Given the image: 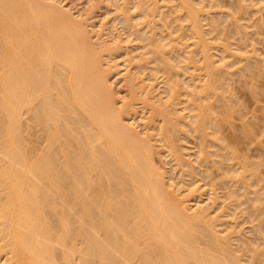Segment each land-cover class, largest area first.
Instances as JSON below:
<instances>
[{
  "label": "bare ground",
  "instance_id": "1",
  "mask_svg": "<svg viewBox=\"0 0 264 264\" xmlns=\"http://www.w3.org/2000/svg\"><path fill=\"white\" fill-rule=\"evenodd\" d=\"M103 1L0 0V264H264V222L261 225L258 221L264 216V195L245 188L249 184L253 188L251 181L255 182V174L260 172L257 166L264 160L254 161L259 164L244 161L243 155L237 154L238 147H233L234 140H241L234 134L228 136L233 144L227 142L224 128L229 124V130L234 111L228 105L231 95L227 98L224 94L226 100L222 96L230 85L225 80L232 76L228 67L235 66L234 62L241 63L232 68L234 74L239 70L242 74L249 67V71L261 68L263 59L254 60L257 48L251 44L264 42V33L258 32L264 28V0H254L255 5L251 0H165L170 5L162 4L163 0ZM204 2L214 12L205 8ZM216 7L225 9L219 12L221 16L216 15L226 24L213 21L215 14L210 16ZM163 8L169 10L164 12ZM102 9L106 17L98 18ZM169 11L175 15L171 22L165 20L171 16L166 15ZM257 12L260 25L255 19ZM110 13V21L124 24L127 32L134 34L130 38L135 43L115 33L117 29L109 24ZM248 14L249 20L254 17L252 25L244 22ZM241 21L247 28L255 26L247 37ZM176 32L189 42L179 40ZM242 32L247 39L248 33L249 38L253 34L258 37L251 38L255 42L250 39L251 44L248 39L246 47H252L255 56H246L249 53L239 49L247 62L236 52V42L244 46L247 42L237 37ZM211 33L218 43L205 38ZM234 55L241 59L231 57ZM225 57L231 60L222 62ZM120 58L124 67L118 62ZM244 61L256 66H247ZM158 77L161 80L155 82ZM120 81L128 100L116 87ZM219 97L229 103H220L223 109L218 103L213 109ZM188 133L196 139L194 156L199 166L212 162L207 160L215 155L214 149L211 152L208 147L223 150L229 145L224 151L227 156L222 157L230 156L229 161L236 158L235 164L241 167L235 165L237 171L232 167L233 172L224 168V173L225 169L233 173L224 181L226 175L219 167L223 178L216 176L221 182L213 170L205 168L212 172L203 175L201 171V180L207 176L211 191L221 188L220 184L222 189L228 188L223 197L236 195L232 197L236 202L242 197L245 202L241 200L239 208L229 204L232 208L225 206L229 210L224 213L213 208L216 197H220L216 191H212L216 196L209 191V202L200 199L205 192L198 191L201 186L191 180L197 164L188 158V143L181 142ZM233 152L237 157L231 156ZM163 158L178 172L177 182L166 180ZM213 163L217 167L215 160ZM239 170L248 175L253 170L252 180L247 181L245 173L239 175ZM184 176L191 177L188 181L193 185ZM236 177L239 182L232 181ZM230 181L237 182L236 190L238 183H246L247 192L241 187V193L255 192L259 197L255 193V198L251 195L248 199L246 194L240 197L239 190L235 192L228 185ZM209 182L218 185L212 184L211 189ZM245 203L257 212L250 214L249 210L250 215H262L255 220L260 222L256 229L263 233V248L258 247L261 240L256 245V238L250 239L252 244L243 236L240 220L234 221ZM224 217L233 218L235 223H226Z\"/></svg>",
  "mask_w": 264,
  "mask_h": 264
},
{
  "label": "rangeland",
  "instance_id": "2",
  "mask_svg": "<svg viewBox=\"0 0 264 264\" xmlns=\"http://www.w3.org/2000/svg\"><path fill=\"white\" fill-rule=\"evenodd\" d=\"M102 1H103V0H102ZM104 1H105V0H104ZM104 1H103V2H104ZM163 1H165V0H163ZM163 1H161V3L166 5V4H167L166 1H165V2H163ZM207 1H208V0H207ZM207 1H206V2H207ZM249 1H250V0H249ZM251 1H254V0H251ZM251 1H250V2H251ZM255 1H256V0H255ZM255 1H254V2H251V3L254 4ZM100 2H101V1H100ZM105 2L108 3L107 0H106ZM167 2H168V1H167ZM206 2H204L205 5H206ZM250 2H248L247 4H251ZM263 2H264V1H263ZM263 2H262V3H263ZM208 3H209V2H207V4H208ZM262 3H260V4L262 5ZM170 4H171V3H170ZM170 4H169V2H168L167 5H170ZM260 4H259V5H260ZM263 4H264V3H263ZM107 5H108V4H107ZM254 5H255V4H254ZM109 6H110V5H109ZM257 6H258V5H257ZM257 6H256V7H257ZM111 7H112V5H111ZM260 7H261V6H260ZM262 7H263V9H261V11H262V10L264 11V6H262ZM262 7H261V8H262ZM205 8H211V10L213 9L212 7H208V5H206ZM222 8H223V7L219 8V9H220V10H219L218 7H216L215 13H213V14H212V12H214V9H213L212 12L210 11V13H211L210 16L212 15V18H213V15L215 14V16H216V17L218 18V20H219V21H216L217 18L214 17V20H213V21H215L216 23H220V24H221V22H222V18H223V17L220 18L221 14L219 13L220 11H222V10H221ZM225 8H226V11L229 10V9H227V7H225ZM249 8H250V10H251V7H250V6H249ZM217 9H218V10H217ZM253 9H255V7L252 8V10H253ZM165 10H169V8H168V9L165 8ZM165 10H164V8H163V11H164V12H165ZM205 10H206V12H208V15H209V11H207V9H205ZM208 10H210V9H208ZM170 11H171V10H170ZM170 11H169L168 14L166 13V15H168V16L171 15V16H170L171 18L169 17L168 19H165L167 22H171V19L173 20V18H174L173 16H175V15H172L173 13L170 12ZM223 11H225L224 8H223ZM229 11H230V10H229ZM259 11H260V9H259ZM100 13H101V14H100ZM170 13H172V14H170ZM216 13H218V15H220V16L216 15ZM262 13H264V12H261V14H262ZM110 14H111V13H110ZM110 14H107V15L110 17V18H109V24H112L114 30L117 29V30L115 31V33L118 31L117 34H119L120 37L122 36L123 39H124L125 37H126L127 39H129V40H131V38H134V36L131 37V35H134V34H131V35H130L129 32H127V28H126V26H124V24L118 23L117 21H113L114 19L110 21V19L113 18V17H112L113 14H111V15H110ZM174 14H175V13H174ZM223 14H225V13H223ZM252 14H253V13H251V15H252ZM258 14H259V16H260V13H259V12L256 13V17H255V14L252 15V16H254L255 19H259V24H258V23H257V24L260 25V17L257 16ZM104 16L106 17V12H105L103 9L100 10V11H98V16H97L98 18H102V17H104ZM210 16H207V17H209V18L211 19V20H210V19L208 18L209 22L212 21V18H211ZM224 16L226 17V15H224ZM245 16H247V15H245ZM245 16L243 17L244 19H245ZM249 16H250V15L248 14V17H246L247 19H245V20L242 19V20H244V22H245L246 24H248V25H252L253 23H252V21H250V20H253L254 17H252L253 19H250V20H249V19H248ZM105 17H104V18H105ZM225 17H224V18H225ZM227 17H228V16H227ZM257 17H258V18H257ZM219 18L221 19V21H220ZM250 18H251V16H250ZM169 19H170V21H169ZM208 20H203V23L206 24V22H207V24H208V23H209ZM224 20H225V19H224ZM204 21H205V22H204ZM257 21H258V20H257ZM172 22H174V21H172ZM176 22H177V20H176ZM176 22H175V23H176ZM215 22H214V24H216ZM241 22H243V21H241ZM244 22H243V27L246 25ZM253 22H255V21L253 20ZM261 22H262V21H261ZM263 22H264V21H263ZM263 22H262V23H263ZM113 23H115V25H114ZM177 23H178V22H177ZM222 23H223V22H222ZM262 23H261V27L264 26V23H263V26H262ZM223 24H226V22L224 21ZM173 25L175 26L174 23L172 24V26H173ZM217 25H218V24H216V26H217ZM221 25H222V24H221ZM221 25H219V28H220ZM254 25H255V24H254ZM115 26H117V27H115ZM207 26H208V25H206L205 27H207ZM223 26H224V25H223ZM249 27H250V26H249ZM254 27H255V26H254ZM254 27L251 26L250 28L252 29V28H254ZM256 27H257V26H256ZM259 27H260V26H259ZM259 27H258V28H259ZM261 27H260V29H261ZM118 28H119V29H118ZM175 28H176V27H175ZM244 28H245V27H244ZM244 28H243L242 30H243V32L246 33V37H247V32H248V31H249V33H252V32H250V30H251L250 28H247V25H246V28H247L246 31H244ZM258 28H256V29L258 30ZM248 29H249V30H248ZM256 29H255L254 32H253V33H255V34H256V32H257ZM262 29H263V30H259L258 32L262 31V32L264 33V28H262ZM120 32H121V33H120ZM243 32H242V33H243ZM262 32L260 33V35L263 34ZM127 33H128V34H127ZM176 33H177V32H176ZM176 33H174L173 36H175ZM178 33H179V32H178ZM178 33H177V35H178L177 38L180 40V39L182 38V36H181L182 34L179 36ZM239 33H240V32H239ZM249 33H248V39H249V40H250L251 38H253V37H255V38H254L255 40H256V38H258V37H256L257 35L255 36L254 34H253V36L251 35V36H252L251 38H249V36H250ZM258 34H259V33H258ZM177 35H176V36H177ZM239 35H240V34H239ZM239 35H238V36L236 35L237 37H239V39H240V38L242 39V37L245 36L244 33H243V35H242L241 37H240ZM123 36H124V37H123ZM212 36H213L212 33H211V35H210V34H206V37H205V38H206V39H211L210 42H211L212 44H216V43H214V42H216L217 40L215 39V40L213 41V38H211ZM234 36H235V35H234ZM258 36H259V35H258ZM261 36H262V35H261ZM261 36H260V37H261ZM130 37H131V38H130ZM246 37H243V38L246 39L245 41H247V42H246L247 46H246V44H245V46H244V44L242 45V43L240 44L239 41H238L239 43L235 41V42H236V45L239 47V48H237L238 50H236V52H239V53H238L239 56H241V53H240V52H241V51H244V50L246 51V53H249V54H246V53H245L246 56H248V55L251 56L250 53H252V55H254L253 52H252V49H251L252 47L249 46L250 49H249V48H246V47H248V45H249V43H248V39H247ZM262 38H263V36H262ZM262 38H261V39H262ZM127 39H126V43L128 42ZM181 40L183 41V38H182ZM185 40L188 41V39H185ZM185 40H184V41H185ZM189 40H191V39H189ZM251 40H252V42L254 41L253 39H251ZM251 40H250V44H251ZM259 40H260V38H259ZM259 40H257V42H259ZM184 41H183V42H184ZM187 41H185L184 43H187ZM212 41H213V42H212ZM233 41H234V40H233ZM240 41H241V40H240ZM245 41H244V42H245ZM262 41H263V40H261V42H262ZM133 42L135 43L134 40H131V43H133ZM188 42H189V41H188ZM261 42H259V43H261ZM217 43H218V41H217ZM253 43H255V42H253ZM263 43H264V42H262L261 44H258V43H256V44H251V46L254 45V47L256 46V48H257V51H256V49L254 48L255 51H256V53H255V52H254V53L256 54V57H257L256 59H254V60H256V62H257V61H261L260 58H262V59L264 60V44H263ZM238 44H240V45H238ZM262 44H263V45H262ZM234 45H235V44H234ZM234 45H232V47H230L231 50H232V48H234V47L236 48V45H235V46H234ZM241 45H242V46H241ZM230 46H231V45H230ZM233 46H234V47H233ZM240 48H242L241 51L239 50ZM244 48H245V49H244ZM246 49L250 50L251 52H250V51L247 52ZM214 50H215V49H214ZM214 50H211V52L214 51ZM231 50H230V52H232ZM245 51H244V52H245ZM215 52H216V51H215ZM234 52H235V50H234ZM242 53H243V52H242ZM224 54H227V53H224ZM245 54H244V55H245ZM259 54H260V55H259ZM222 55H223V54H222ZM242 55H243V54H242ZM257 55H258V56H257ZM239 56H238V57H239ZM246 56H241V58H242V57L245 58V61H246ZM250 56H249V58H250ZM254 56H255V55H254ZM254 56H252V57H254ZM231 57H236V55L231 56ZM238 57H236V58H234V59H236V60L241 59L240 57H239V58H238ZM258 57H259V60H257ZM214 58H215V59H218V57H214ZM225 58H226V59H223L222 62H227V61L229 62V60H231V58H229V57H225ZM227 59H228V60H227ZM250 59H251V58H250ZM250 59H249V60H250ZM236 60H235V61H236ZM249 60H248V62L251 61V60H250V61H249ZM252 60H253V59H252ZM263 60H262V61H263ZM219 61H220V60H219ZM241 61H242V60H241ZM245 61H244V63H245ZM262 61H261V68H260V66H259L258 68L256 67L257 69H259V71H258L256 68H255L256 70L253 69L252 71H249V69L251 68V67H249V68H247L246 72H242V74H239V73H241V72H239L240 70L237 71L238 73H235V74H234V72H236V71H234V69H236L235 67L238 66V65H241V63H238V61H237L238 64H237L236 62H234V64H236L235 66H231V68H229V67H230V66H229V67H228L229 72H231L230 69L233 70V71L230 73V75L232 74L233 79H232V76H230V77H229V78H230L229 81H228L227 79L225 80V81L228 82V84L230 83V85L227 86V82H225V83H226V86H227L226 88H227L228 90L225 88L227 92H225V90H224V91H223L224 93H222V96H224V94H225V95L227 96V98H228V97H230V95H231L229 101L231 100L232 102L230 101V103L233 104V105H231V104L229 103L228 100H227V101H223L224 99H221V98L219 97V99H220L219 102H217V101H218V99H217L216 102H215V103H216V106L213 107V109H216L215 107H217L220 103L223 104L222 102L229 103V104H228V105H230L229 107L232 106L231 109L234 111V113L231 112L232 110L230 109V112H231V115H232V116H231V118H230L231 120H229V121H231V122H229V123L231 124V126H232L233 124H235V125L233 126V127H235V128H233V127L230 126L231 129L233 128L232 131H231L230 128H228L229 130L226 131V130H227V127H229V124H228V126L225 125L226 128H224V132L227 134V135H226V138L229 136V134H230V135H231V134H234V136H237V137H238V138L236 137V139H241V140H237V141L234 140V142H236V143L233 145V147H234V148H235L236 146L238 147V148H237L238 151H237V150H236V151L239 152V153H237L236 151H235V152H236L238 155H243V157L245 158V159H243L242 156H240L241 159H243L244 161L247 160V161H250V162H251V161L254 162V161H256V160H258V161L260 162V160H262V159L264 160V156H263V155H264V130H262V129H264V122H263V121H264V92H263V91L261 92V90H264V69H262V68H264V65L262 66V64H264V63H263ZM118 62L120 63V65L123 66V60H122V58H120V60H119ZM242 62H243V61H242ZM246 62H247V61H246ZM251 62H253V61H251ZM251 62H250V63H251ZM254 62H255V61H254ZM217 63H218V67H219V66L221 65V61H220V62H217ZM219 63H220V65H219ZM250 63H245V65L247 64V66H252V65H248V64H250ZM224 64H225V63H224ZM231 64H232V62H231ZM234 64H233V65H234ZM252 64H254V63H252ZM243 65H244V64H243ZM257 65H259V63H258ZM255 66H256V64L254 65V67H255ZM123 67H124V66H123ZM222 67H223V68H222ZM222 67H219V69H220V70L224 69V66H223V65H222ZM239 67H243V66H239ZM239 67H237V70H238ZM252 67H253V66H252ZM254 67H253V68H254ZM120 68L122 69V67H120ZM221 68H222V69H221ZM232 68H234V69H232ZM121 69H120V70H121ZM240 69H242V68H240ZM245 69H246V68H245ZM242 70H244V69H242ZM244 71H245V70H244ZM144 72H145V71H144ZM144 74H148V70H147ZM233 74H234V75H233ZM149 75H150V74H149ZM149 75H148V76H149ZM148 76H144V77L147 78ZM150 76H151V75H150ZM224 76H225V78H226V74H225ZM149 78H150V77H149ZM149 78H148V79H149ZM160 80H161V77H158V78L155 80V82H158V81H160ZM146 82L148 83L149 80L146 81ZM155 82H154V83H155ZM156 84H157V83H156ZM116 85H117L116 87L119 86V88H120V93H121L122 95L124 94V95H123V96H124V100H128L129 98H127L128 96H126V90H125V88H124V86H123V82H121V81H120V82H117ZM157 85H158V84H157ZM160 85H161V84H159L158 86H160ZM120 86H121V87H120ZM223 86H225V85H223ZM228 87H229V88H228ZM230 87H231L233 90H232ZM262 88H263V89H262ZM160 90H161V89H160ZM230 90H232V92H231ZM228 91H230V93H229ZM251 91H253V92L251 93ZM226 93H227V94H226ZM228 94H229V95H228ZM232 94H233V95H232ZM234 96H235V97H234ZM224 97H225V96H224ZM233 97H234V98H233ZM227 98L225 97V100H226ZM232 98H233V99H232ZM209 101H211V99H209ZM220 101H221V102H220ZM233 101H234V102H233ZM218 103H219V104H218ZM221 104H220V105H221ZM181 105H183V104H181ZM213 105H215V104L213 103ZM262 107H263V108H262ZM217 108H218V107H217ZM220 108L223 109L222 105H221ZM220 108L218 109L219 112H221V111H220ZM218 111L216 110L217 113H219ZM222 111H223V110H222ZM216 112H215V113H216ZM215 113H214V116H215V115L217 116V114H215ZM232 113H233V114H232ZM219 114H222V112L219 113ZM219 114H218V115H219ZM218 117H220V116H218ZM228 118H229V117H228ZM262 119H263V120H262ZM233 122H234V123H233ZM225 123L227 124V122H225ZM223 124H224V123H223ZM255 124H256V125H255ZM249 125H251L252 127L249 126ZM260 125H261V126H260ZM237 126H238V127H237ZM257 126H258V127H257ZM223 127H224V126H223ZM239 127H240V128H239ZM248 127H250V128L248 129ZM252 128H253V129H252ZM256 128H257V129H256ZM235 129H237V130H235ZM254 129H255V130H254ZM260 129H261V130H260ZM222 130H223V128H222ZM248 130H249L250 132H251V130H252V131L254 132V134H252L253 132L250 133ZM259 130H260V131H259ZM243 131H245L247 134H246L245 132H243ZM261 131H263V132H261ZM224 132H223V133H224ZM231 132H232V133H231ZM243 133H244V134H243ZM189 134H190V133H188V136H187L186 138H184V139L188 140V142H187L186 140H182L181 142H182V144H185V143L187 144V143H188L187 145L185 144V145L187 146V148H189V149H188V152H187L186 150H185V151H186L188 154L190 153V154H189V157H188V155H187V157L190 158L191 160L195 161V160H196V158H195L196 155H195V154H196V152H197V151L195 152V150H198V147H196V146H197V142H196V139L192 138L193 135H191V134L189 135ZM236 134H237V135H236ZM242 134H243V136H242ZM251 134H252V135H251ZM224 135H225V134H224ZM247 135H248V137L250 136V137H252V138H251V139L247 138V137H246ZM189 136H190V137H189ZM191 136H192V137H191ZM254 136H255V137H254ZM258 136H259V137H258ZM232 137H233V136H232ZM244 137H245V138H244ZM191 138H192V139H191ZM230 138H231V136L227 138V142H229V144H231V143H230V141H231ZM234 138H235V137H233V139H234ZM256 139H258V140H256ZM259 139H260V140H259ZM228 140H229V141H228ZM183 141H184V142H183ZM194 141H195V142H194ZM225 141H226V140H225ZM225 141H224V142H225ZM241 141H242V142H241ZM250 141H251L252 144L250 143ZM255 141H256V142H255ZM220 142H221V141H220ZM231 142H232V144H233V141H231ZM248 142H249V144H248ZM261 142H262V143H261ZM237 143H238V144H237ZM242 145H243V146H242ZM245 146H246V147H245ZM248 146H249V147H248ZM227 147H228V149H227ZM227 147H226V145H225V148H224L223 150H222V149L219 150V148H218V150H217V149H216L217 147H216V148H213L212 146H210V148L208 147V149H210L211 152H213V149H214V152H213V153H214L215 155H213V157H210V158H212V159L207 160L208 162H210V160H211L212 162H210L209 164H208V163H204L205 165L208 164L209 167H208V165L204 167V166L202 165L203 163H200V164L203 166V170H201V169H202V166H199V165L197 164L198 161H195L196 164H197V166L195 167V170H194L195 172H194V173H196V175H197L198 177H197L196 175H193V176L197 177L199 181H198L197 178H195V177H194L193 179H191V177L184 176L185 179H187L186 181L189 182V183L191 182V180H192L193 182H196V183H194V184H197V185H198V183H199V186H201V187H200V190H198V191H200V192H202V191L205 192V193H202L203 196H201V198H200V199H202V200H203V199L206 200V201L203 200V203H204V202L206 203L207 201L209 202V200H207L209 191H210V193H211L212 195H215V196H216V193H218L217 196H220L222 199H221L220 197H216V200H217V201H216V203L213 204V208H214V207L217 208L218 211H220V210H222V211L225 210V212H228V210H229L230 208H232V206H230L229 204H231V205H235L236 208H237L238 205L240 204L239 202L244 201V199H242L241 195H243V197H244V195L246 194L245 192H247V190L244 189L246 183H244V185L241 186V184H240L241 182H240V183H238L240 186L238 185L237 188L240 187L239 189H241V187H242V189H243L245 192L243 191V192L241 193V190H242V189H241V190L238 189L239 192L241 193V194H240L241 199H240L239 202H236L235 199H232V197H234V198H237V197H235V196H236L235 194H234L235 196H233V194H232V196H231V192H230V191H232V190H231V188H232L231 186H230L231 188H229V190H230V191H229V192H230L229 194H230L231 198H230V197L228 198V197H226V196H225V197L228 199V201H230V200H232V201H230L229 203H227L228 201L226 200L225 197H223V196H224L223 194H225V192L228 191V190H227L228 188H227V189H225V188L222 189V185L219 183V182H221V181H219V178H218V177L220 176L219 174H221L220 172H222L223 176L226 175V176H224V179H222L223 181L226 180V179H229V178H231V175L233 174V173H230V172H231L230 169H232V172H233V170L237 167V165H239V163H238V164H235V161H234V160H236V162H237V159H236V158H233V159L231 158L233 162H232L231 160H230V161L228 160V157H230V156L226 157L227 155L224 154L225 149H226V150H229V148H230L229 145H228ZM231 147H232V146H231ZM243 147H244V149H243ZM196 148H197V149H196ZM215 149H216L217 151H216ZM231 150H232V148H231ZM233 150H234V149H233ZM233 150H232V151H233ZM258 150H259L260 152H259ZM219 151H220V152H219ZM221 151H222V152H221ZM256 151H257V152H256ZM182 152H184V151H182ZM186 152H184V153H186ZM193 152H194V154H193ZM215 152H216V153H215ZM226 152H227V151H226ZM226 152H225V153H226ZM228 152H229V151H228ZM235 152H233V153H234L233 155H231V153H230V155L233 156V157H234V155H235V157H237ZM261 152H262V153H261ZM217 153H218V154H217ZM258 153H259V154H258ZM216 154H217L218 156H216ZM222 154H223V156H224V155H226V156H225V157H222ZM260 154H261V156H258V155H260ZM190 155H191V156H190ZM192 155H193V156H192ZM194 155H195V156H194ZM219 155H220V156H219ZM246 155H247V156H246ZM211 156H212V155H211ZM214 156H215V157H214ZM183 157L187 158L186 155H184ZM220 157H221L222 159H221ZM257 157H258V158L260 157V158L258 159ZM208 158H209V157H208ZM213 158H214V159H213ZM225 158H226V159H225ZM240 158H238V159H240ZM261 158H262V159H261ZM163 159H164V161H165V158H163ZM167 159H168V158H167ZM219 159H221V160H219ZM224 159H225V160H224ZM214 160H215V165H214V166H217L218 168H217V167H213V164H214L213 162H214ZM216 160H217L218 163H216ZM263 160H262V161H263ZM164 161H163V162H164ZM167 161H168L170 164H169L168 162L165 161V163H164L165 166H163V167H166V170H167V172H166V180H167V181L169 180V182H170V181H171V182H172V181L177 182L178 179H179V178H178V177H179L178 172H177L175 169H173L172 163H171L169 160H167ZM219 161H221L222 164H220ZM222 161H223V162H222ZM225 161H227V162H225ZM258 161H257V163H256V162H254V163L259 164ZM228 162H229L230 164H229ZM238 162H242V161H238ZM198 163H199V162H198ZM211 163H212V164H211ZM232 163H233L234 165L231 166ZM247 163H248V162H247ZM261 163H262V164H261ZM261 163H260L261 165H258V166H257V168L259 167L258 170L260 171V172L257 174V175H259V177L255 174L256 172H258V170L254 173V174H255V178H254V181H255V182L251 181L252 179H251V177H250V175L253 173V172H252L253 170L250 171L251 174H250V172H249V175H248V173H246V172H248L250 169L245 170L246 172L243 171V170H239V173H240V171H241V173H240L239 175H242V176H243V175H244L243 173H245V175H247L248 177H250V180H249V178L246 176V177L248 178V179L246 178V180H247V181H251V183H254V184L252 185L253 188L250 187V186H251L250 184L248 185L250 188H249L247 185H246L247 187H245V188L249 189V192L251 191L250 189H254V190H252V191H255V192H256L257 190H259V192H260V194H261V196H262V195H264V182H263V181H264V163H263V162H261ZM193 164H195V163H193ZM196 164H195V165H196ZM216 164H217V165H216ZM223 164H224V165H223ZM242 164H244V163L242 162ZM256 164H254V165H256ZM219 165H220V166H219ZM227 165H228V166H227ZM229 165H230V166H229ZM235 165H236V167H235ZM244 165H245V164H244ZM248 165H249V164H248ZM248 165H247V166H248ZM198 166H199V168H198ZM221 166H223V167L221 168ZM225 166H226V167H225ZM249 166H250V165H249ZM200 167H201V168H200ZM219 167H220V169H219ZM228 167H229V168H228ZM232 167H233L234 169H233ZM239 167H241V166L239 165ZM239 167H238V168H239ZM197 168H198V169H197ZM205 168H210L211 170H213L214 173H215V175H213V176H216V174L219 175L218 177H217V176H216V177H217V179H218V181H219L218 183L220 184L219 187L221 186V188H216V187H215L216 189L214 190V189H213V187H214L213 185L217 186L218 184L216 185V184H214L213 182H211V183L209 182V183L211 184V189H213L212 191H214V192L216 191V193H214V194H213L212 191L209 189L210 186L208 185V182H207V184H206V181H207V180H206V177H207V176H206V177L204 176L205 179L203 178V180H201V179H202L201 171H203V175H204L205 172H209V171L212 172L211 170H207V169H205ZM212 168H213V169H212ZM214 168H217V170L214 169ZM224 168L229 169V171H230L229 173H228L227 169H225V170L227 171V174H228V175L225 174L226 171H225V173H224ZM196 169H197V170H196ZM218 169H219L220 172L218 171ZM241 169H242V168H241ZM174 170H175V171H174ZM199 170H200V173H199ZM205 170H206V171H205ZM173 171H174V172H173ZM234 171H237V170L235 169ZM242 171H243V172H242ZM197 172H198L199 174H197ZM216 172H217V173H216ZM218 172H219V173H218ZM167 173H169V174H167ZM170 173H171V174H170ZM183 174H185V173L183 172ZM212 174H213V173H210V176H211ZM222 174H221L220 177L223 178ZM234 174H235V173H234ZM177 175H178V176H177ZM205 175H206V173H205ZM173 176H174L175 178H174ZM199 176H200L201 178H200ZM210 176H209L208 178L212 179ZM213 176H212V177H213ZM229 176H230V177H229ZM251 176H252V175H251ZM256 176L258 177V178H257L258 180L256 179ZM168 177H169V178H168ZM170 177H171V178H170ZM186 177H187V178H186ZM216 177H215V180H214V179H213V180H214V182L216 181V183H217V179H216ZM225 177H226V178H225ZM240 177H241V176H240ZM253 177H254V176H253ZM260 177H261V180H259ZM177 178H178V179H177ZM188 178H190L191 180L188 181ZM208 178H207V179H208ZM242 178H243V177H242ZM171 179H172V180H171ZM195 179H196V180H195ZM238 179L240 180L239 177H236V178L233 179L232 181H234V180L236 181V180H237V181L239 182ZM175 180H176V181H175ZM194 180H195V181H194ZM204 180H205V181H204ZM208 180H209V179H208ZM242 180L245 181V178H243ZM210 181H211V180H210ZM232 181H230V182L228 183V185L231 184V185L233 186L234 190H236L235 188H236V185H237L236 183H237V182H234V183L236 184V185H235V184H232V183H233ZM247 181H246V182H247ZM169 182H168V183H169ZM193 182H191L190 184L193 185V184H192ZM200 182H201V183H200ZM204 182H205V183H204ZM227 182H228V181H227ZM231 182H232V183H231ZM256 182H258V183H257L258 186H257ZM247 183H249V182H247ZM203 184H204V185H203ZM205 184H206V185H205ZM212 184H213V185H212ZM226 184H227V183H226ZM226 184H225L224 187H227ZM207 185H208V186H207ZM234 185H235V187H234ZM254 185L256 186V188H257V187H259V188H257V189L254 188ZM212 186H213V187H212ZM228 187H229V186H228ZM260 187H261V188H260ZM203 189H204V190H203ZM221 189H222V190H221ZM217 190H218V191H217ZM238 190H236L235 192H237ZM200 192H199V194H200ZM232 192H233V191H232ZM239 192H238V193H239ZM255 192H253V194L250 193L249 195H248V194H246V195H247V197H248V196L250 197V196L252 195L251 198H253V195H254ZM259 192H258V193H259ZM233 193H234V192H233ZM255 194H256V193H255ZM200 195H201V194H200ZM209 195H210V194H209ZM222 195H223V196H222ZM226 195H227V193H226ZM256 195H258V197H259V194H256ZM256 195H254V198H255ZM205 196H206V197H205ZM237 196H238V195H237ZM199 197H200V196H199ZM213 197H214V196H213ZM240 197H239V198H240ZM247 197H246V198H247ZM249 197H248V199H249ZM217 198H219L220 201L223 202V203H222L223 205L220 204L221 202H220ZM262 198H264V197H262ZM229 199H230V200H229ZM196 200L199 201V199H196ZM196 200H195V201H196ZM202 200H201V201H202ZM223 200H224L225 202H224ZM234 200H235V201H234ZM241 200H242V201H241ZM250 200H251V199H250ZM254 200H255V199H254ZM195 201H194V202H195ZM233 201H234V202H233ZM237 201H238V200H237ZM248 201H249V200H248ZM248 201H247V199H246V202H248ZM262 201H264V200H261V204H262ZM194 202H193L192 204H194ZM244 202H245V201H244ZM250 202H251V201H250ZM225 203H226V204H225ZM219 204H220V205H219ZM245 204H246V205L243 204V206H240V209H241V208H244V210L241 209V211H242L243 213L241 214V211L237 212V209H235V212H237L236 214H238V215H237V219H236V218L234 217L236 214H235V212H233V211H234V209H233V211H232V213H234L233 217H234L236 220H234L233 218H232L231 220H230V219H229V220H230L232 223H235V222H233V220H234V221H238V220H240V221H238V222H240L241 226H240L239 223H238L239 226L237 225V226L239 227V231L242 230L241 232L243 233V236H247V239H249V241H250V239H252V238H254V240H255V238H256L257 240H255V241L252 240L254 244H256V241H257V243H258V241L261 240V242L259 241V245H258V247H261V246L263 245V244H262V241H263V240H262V238H263L262 235H263V233H260V232H261V231L264 232V230H263L264 228H263L261 231L258 230V229H260V228H258V229H256V228H257V224H258V223L261 222V225L263 224L264 219H262V218H264V216L261 217L262 215H261V216H258V215H256V214H254V216H253V215H250L251 213L253 214V213H257V212H253L254 210H252L250 207H248V204H247V203H245ZM217 206H219V207H217ZM223 206H224V209H223ZM225 206H228L229 209H228V207H225ZM220 207H221L222 209H220ZM260 207H261V205H260ZM213 208H212V209H213ZM226 208H227V209H226ZM238 208H239V207H238ZM261 208H262V207H261ZM217 209H216V210H217ZM245 209H246V211L248 210V213H247V214H249V212L251 211L250 214H249L250 216L247 215L246 212H244ZM226 210H227V211H226ZM249 210H250V211H249ZM222 211H221V212H222ZM260 211H261V210H260ZM262 211H264V209H263ZM229 212H230V211H229ZM219 213H220V212H219ZM222 213H224V211H223ZM244 213H245L247 216H246ZM258 213H260V212H258ZM262 213H263V212H262ZM228 214L232 215L231 212L228 213ZM240 214H241V215H240ZM243 214H244L245 216H244ZM263 215H264V214H263ZM238 216H240V218H239ZM251 216H252V217H251ZM257 216H258L259 218H260V217H261V218L258 220V221H260V222H258V223L256 224L257 221H256L255 219L257 218ZM227 217H228V215H227ZM227 217H224V218L227 219V220H225V219L223 218V219L226 221V223L229 222V220H228L229 217H228V218H227ZM230 217H232V216H230ZM243 217H244V218H243ZM247 217H248V218H247ZM249 218H250V219H249ZM252 218H253L254 220H253ZM244 219H245V220H244ZM253 221H254V222H253ZM232 223H230V225H231ZM255 224H256V226H255ZM232 225H233V224H232ZM252 225H254L255 227H253ZM261 225L258 226V227H261V228H262V226L264 227V225H262V226H261ZM240 227H241V229H240ZM249 229H250L251 232L249 231ZM253 230H254V231H253ZM241 232H240V234L242 235ZM252 232H254V233H252ZM258 232L260 233V235H261V234H262V235L260 236V235L258 234ZM238 233H239V232H238ZM255 235H257V236H255ZM238 236H240V235H238ZM238 236H237V237H238ZM248 237H249V238H248ZM258 237H259V238H258ZM261 237H262V238H261ZM240 238H241V236H240ZM240 238H239V239H240ZM260 238H261V239H260ZM241 239H242V238H241ZM241 239H240V240H241ZM245 239H246V238H245ZM258 239H259V240H258ZM263 239H264V238H263ZM235 240H236V239H235ZM243 240H244V237H243ZM245 241H247V240H245ZM252 241H250V242L252 243ZM233 242H234V244H235V241H233ZM236 242H238V241H236ZM253 243H252V244H253ZM260 243H261V244H260ZM241 244H242V243H241ZM235 245H236V244H235ZM256 245H257V244H256ZM256 245H255V246H256ZM260 245H261V246H260ZM262 248H263V246H262ZM245 252H246V251H245ZM258 253H259V252H258ZM258 253H257V254H258ZM260 254H261V252L258 254V256H259ZM260 256H262V254H261ZM260 258H261V257H260ZM259 260H260V259H259ZM0 262H1V261H0Z\"/></svg>",
  "mask_w": 264,
  "mask_h": 264
}]
</instances>
